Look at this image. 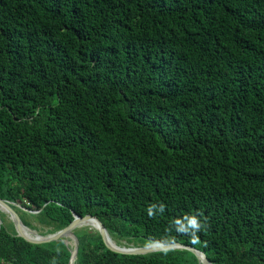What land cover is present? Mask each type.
Returning a JSON list of instances; mask_svg holds the SVG:
<instances>
[{
	"label": "trees",
	"instance_id": "obj_1",
	"mask_svg": "<svg viewBox=\"0 0 264 264\" xmlns=\"http://www.w3.org/2000/svg\"><path fill=\"white\" fill-rule=\"evenodd\" d=\"M0 199L44 235L90 215L118 246L264 264V0H0ZM73 234L72 264H199ZM70 254L0 212V264Z\"/></svg>",
	"mask_w": 264,
	"mask_h": 264
},
{
	"label": "water",
	"instance_id": "obj_2",
	"mask_svg": "<svg viewBox=\"0 0 264 264\" xmlns=\"http://www.w3.org/2000/svg\"><path fill=\"white\" fill-rule=\"evenodd\" d=\"M0 206H1L0 212L8 217L11 224L13 225L16 236L22 238L24 241L28 243L43 244V243H48L52 241L62 240L65 245H68L65 239L66 238L71 239L74 245L72 248H70L71 254H70L68 264H72L73 261L75 260L76 254H77V248H78V242H77L76 237L73 234V230L84 226L85 223L88 221H93L95 223L94 229L99 233L105 247L114 253L135 256V255H146V254L160 252V251L184 249V250H187L193 253L196 256L199 264H211L206 259L203 253L197 251L196 249L192 247L184 246L178 243L176 244L152 243L144 247L118 246L111 240V238L109 237L102 223L96 217L90 216V215H86L84 217H79V216L74 215L73 221L68 226L63 228L62 230H59L55 233L48 234V235H39L36 232L30 230L27 226L23 224L19 215L13 209V204L0 199ZM24 230L28 231L31 237H27V235H25ZM111 241L113 242V244Z\"/></svg>",
	"mask_w": 264,
	"mask_h": 264
},
{
	"label": "rangeland",
	"instance_id": "obj_3",
	"mask_svg": "<svg viewBox=\"0 0 264 264\" xmlns=\"http://www.w3.org/2000/svg\"><path fill=\"white\" fill-rule=\"evenodd\" d=\"M31 213H33V212H31ZM25 219L27 220V222L31 226V227H28L30 230L36 232L39 235H44L45 228L39 226L38 223L32 217L25 216ZM10 223L11 222L8 219V217L6 215H4V224L5 225H9ZM78 229H85V230L90 231V232H96V230L94 228L89 227V226H82V227H80ZM65 240H66V242L68 244L67 246H69L70 248H72L73 245H74L73 241L71 239H68V238H66ZM122 244L125 245V243H122ZM128 247H132V245H129Z\"/></svg>",
	"mask_w": 264,
	"mask_h": 264
},
{
	"label": "clouds",
	"instance_id": "obj_4",
	"mask_svg": "<svg viewBox=\"0 0 264 264\" xmlns=\"http://www.w3.org/2000/svg\"><path fill=\"white\" fill-rule=\"evenodd\" d=\"M155 205L150 206L149 208V216L152 215V208H154ZM161 211H163V206H161ZM186 222H187V227L190 228L192 230L193 233L198 232L201 230L202 228V224L200 223V221L198 220V218L196 216H186Z\"/></svg>",
	"mask_w": 264,
	"mask_h": 264
},
{
	"label": "bare ground",
	"instance_id": "obj_5",
	"mask_svg": "<svg viewBox=\"0 0 264 264\" xmlns=\"http://www.w3.org/2000/svg\"><path fill=\"white\" fill-rule=\"evenodd\" d=\"M0 209H1V206H0ZM84 226H89V227L94 228L95 223H94L93 221H88V222L85 223ZM24 232H25V235H27V237H31V235H30V233H29L28 231H25V230H24ZM111 242H112V241H111ZM110 244H111V243H110ZM112 244H113V242H112Z\"/></svg>",
	"mask_w": 264,
	"mask_h": 264
}]
</instances>
